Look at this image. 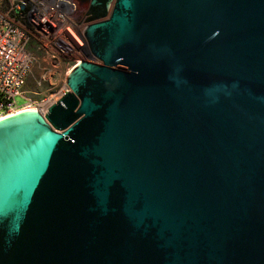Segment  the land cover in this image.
<instances>
[{"label": "water", "instance_id": "obj_1", "mask_svg": "<svg viewBox=\"0 0 264 264\" xmlns=\"http://www.w3.org/2000/svg\"><path fill=\"white\" fill-rule=\"evenodd\" d=\"M87 53L0 119V264H264V0H75Z\"/></svg>", "mask_w": 264, "mask_h": 264}, {"label": "built area", "instance_id": "obj_2", "mask_svg": "<svg viewBox=\"0 0 264 264\" xmlns=\"http://www.w3.org/2000/svg\"><path fill=\"white\" fill-rule=\"evenodd\" d=\"M85 27L75 0H0V119L25 109L44 114L69 91L56 75L95 61L87 53ZM35 66L42 72L34 83L47 85L46 92L25 89Z\"/></svg>", "mask_w": 264, "mask_h": 264}, {"label": "rangeland", "instance_id": "obj_3", "mask_svg": "<svg viewBox=\"0 0 264 264\" xmlns=\"http://www.w3.org/2000/svg\"><path fill=\"white\" fill-rule=\"evenodd\" d=\"M42 72V70L38 69V67H34L33 69V73H32V76L28 79L31 84H30V89L32 90H35L37 92H43L45 90V92L47 91V85L46 86H43L41 88L37 87L34 83V79H32L33 77H38V75ZM66 77H64V72H60L56 75V82L58 84V86H60L63 81L65 80ZM17 101L19 104H21L23 102V99L22 98H17Z\"/></svg>", "mask_w": 264, "mask_h": 264}, {"label": "crops", "instance_id": "obj_4", "mask_svg": "<svg viewBox=\"0 0 264 264\" xmlns=\"http://www.w3.org/2000/svg\"><path fill=\"white\" fill-rule=\"evenodd\" d=\"M31 76H32V75H31ZM31 76H30V77H31ZM30 77H29V78H30ZM29 78H28V79H29ZM33 78H34V77H33ZM33 78H32V79H33ZM30 84H31V82H30L29 80H27V82H26V86H25V89H27V90H32V89H30Z\"/></svg>", "mask_w": 264, "mask_h": 264}]
</instances>
